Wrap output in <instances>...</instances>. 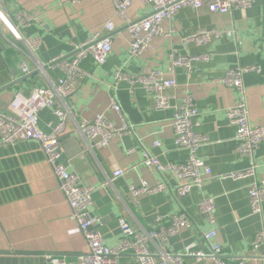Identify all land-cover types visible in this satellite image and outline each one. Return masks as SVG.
I'll return each instance as SVG.
<instances>
[{
  "label": "crops",
  "instance_id": "1",
  "mask_svg": "<svg viewBox=\"0 0 264 264\" xmlns=\"http://www.w3.org/2000/svg\"><path fill=\"white\" fill-rule=\"evenodd\" d=\"M151 10L150 5L135 0L127 16L136 21ZM19 16L33 19L20 32L24 39H40L38 49L19 41L3 20L17 25ZM109 22L114 25L112 53L101 66L92 58L81 63L85 76L68 101L73 118L60 138L64 161L60 163L86 186L95 188L89 207L99 220L95 229L108 246L114 247L121 238L120 219L149 230L159 218L168 225L171 217L185 213L193 226L171 238L168 252L179 254L196 243L209 254L203 234L214 229L228 264H237L238 259H245L246 264H264L250 255L255 236L264 231V204L262 213L254 214L249 197L251 184L264 179V143L256 151L255 177L233 179L232 174L250 168L249 159L239 152L236 127L227 117V111L243 97L220 83L230 69L258 67L244 73L243 84L250 123L264 126V0H255L250 9L224 15L211 13L207 7L184 8L175 19L163 23V34L154 38L140 57L130 54L127 22L117 15L113 0H0V112L8 110L17 91L29 94L45 84L44 76L36 71L38 64L70 58L77 44L97 33L105 34ZM201 29L230 31L232 35L206 45L184 43L185 38ZM203 54L209 55V61L196 63L193 71L172 65L175 57ZM22 63L29 66L30 75H23ZM118 70L136 77L159 71L166 79H174L177 86L165 92L170 107L158 109L152 94L140 84L131 91L129 83L117 81ZM48 73L54 79L62 76L59 71ZM186 94L200 113L192 119L193 130L206 137L198 153L212 170V179L202 189L180 198L176 193L178 180L170 171L160 173L146 166L144 152L163 165L188 160V151L175 144L176 133L171 125ZM112 99L120 105L130 132L103 147L99 139L80 135L76 123L105 115L121 126L120 116L110 109ZM56 124L51 110L40 113L42 131L51 134ZM155 142L160 146H154ZM118 170L124 174L113 180ZM143 182L150 187L163 183L166 189L133 195L131 188H139ZM207 198L214 200V224L199 210V202ZM86 252V242L71 218L70 207L41 146L35 141L0 145V264H50L48 256L75 264ZM260 253H264L263 247ZM118 264L139 262L127 252L119 257ZM183 264L206 263L185 258Z\"/></svg>",
  "mask_w": 264,
  "mask_h": 264
},
{
  "label": "built area",
  "instance_id": "2",
  "mask_svg": "<svg viewBox=\"0 0 264 264\" xmlns=\"http://www.w3.org/2000/svg\"><path fill=\"white\" fill-rule=\"evenodd\" d=\"M81 3L85 0H73ZM135 0H113L117 15L127 22V30L131 36L130 54L140 57L149 49L154 38L163 34V23L176 18L184 8L200 9L207 7L211 13L228 14L233 10L250 9L255 0H141L150 5L151 13L145 17L131 21L128 19L127 11ZM2 17V16H1ZM10 31L17 36L19 41L24 42L30 49H38L40 39H24L20 30L30 25L33 19L27 16L17 17V25L7 19H3ZM106 33H97L89 40L75 46L74 53L70 58L58 57L45 64H38L36 71L44 76L45 84L33 89L29 94L19 90L6 112H0V145H13L21 141L37 142L46 156V160L59 183L60 191L63 193L71 210V218L80 229L87 245V252L78 258L75 264H118L121 255L132 252L139 264H183L185 258H193L204 261L206 264H228L222 254V246L219 243L216 230H210L203 234L204 241L210 248V253L205 254L197 247L196 243L187 246L182 253L173 254L168 252L167 246L171 238L185 229L193 226V220L181 213L166 221L159 218L155 226L149 230L138 229L130 225L125 219H120L121 238L114 247L108 246L102 235L95 229L99 220L94 217L89 207L92 204L94 187L86 186L81 178L66 170L60 163L61 142L60 138L66 134L69 120L73 118L68 101L77 93L81 80L85 73L81 63L92 58L97 65H104L112 53L113 23L105 26ZM231 36L232 33L221 32L213 29H201L184 39V43H194L198 46L206 45L222 36ZM29 57V55H27ZM209 55H189L173 58V67H184L193 71L194 65L200 62H208ZM251 69L234 68L226 72L221 84L237 90L243 99L235 107L227 111L229 121L236 127V140L239 142V152L250 161V168L245 172L234 173L233 179H245L255 177L258 167L256 151L264 143V126H252L249 120V110L245 99L243 84L244 73ZM48 70L59 71L61 77L52 78ZM24 76L31 74V69L26 63L21 64ZM117 81H125L133 88L140 84L148 93H151L158 109L164 110L170 107L169 99L165 95L167 90L177 86L174 79H166L159 71H153L147 76H130L118 70ZM49 109L57 118V124L51 134H47L39 127L40 113ZM110 109L115 111L121 118V126L109 121L105 115H98L94 121H82L76 123L80 135L87 139H99L101 146L109 145L111 139L128 134L130 127L122 113L120 105L112 99ZM199 111L193 103L190 95L186 94L181 106L177 109L171 125L176 133L175 144L177 147L188 151V160L184 163H169L163 165L156 157L144 152V164L155 168L160 173L170 171L178 180L176 193L178 197L189 195L194 189H202L212 179V170L200 158L199 150L206 141V137L197 134L193 130L192 119L199 115ZM154 146H160L155 142ZM124 171L118 170L114 173V179L121 177ZM166 185L158 184L150 187L143 182L139 188L132 187L131 192L135 196L144 193H157L164 191ZM251 209L254 214L262 213L264 204V179L255 181L249 187ZM199 210L206 215L211 224L215 223V204L213 199H202L199 202ZM153 246L154 248H152ZM264 231L258 233L250 248V255L254 260L264 261ZM50 264H68L65 259L48 256ZM237 264H246L245 259H238Z\"/></svg>",
  "mask_w": 264,
  "mask_h": 264
},
{
  "label": "water",
  "instance_id": "3",
  "mask_svg": "<svg viewBox=\"0 0 264 264\" xmlns=\"http://www.w3.org/2000/svg\"><path fill=\"white\" fill-rule=\"evenodd\" d=\"M60 161H61V162H64V161H63V156H62V155H61V159H60Z\"/></svg>",
  "mask_w": 264,
  "mask_h": 264
}]
</instances>
